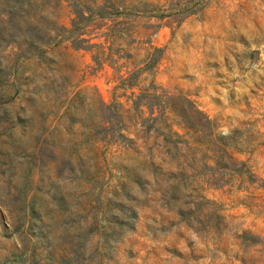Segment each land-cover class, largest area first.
<instances>
[{
	"label": "rangeland",
	"instance_id": "rangeland-1",
	"mask_svg": "<svg viewBox=\"0 0 264 264\" xmlns=\"http://www.w3.org/2000/svg\"><path fill=\"white\" fill-rule=\"evenodd\" d=\"M80 1L75 34L92 50L59 38L27 58L0 41V264H264V0ZM20 5L29 30L71 28L67 0ZM116 71H141L137 85L115 90ZM142 89L186 106L198 132L169 110L177 144L145 131L130 100ZM92 140L102 166L73 171Z\"/></svg>",
	"mask_w": 264,
	"mask_h": 264
},
{
	"label": "trees",
	"instance_id": "trees-1",
	"mask_svg": "<svg viewBox=\"0 0 264 264\" xmlns=\"http://www.w3.org/2000/svg\"><path fill=\"white\" fill-rule=\"evenodd\" d=\"M26 1L27 5H37L43 9V11H46L48 9L47 2L49 0H0V10L2 13V26L0 28V41H4L6 45L14 46L16 45L19 50H22V54L26 55L27 58H32L34 56L41 57L43 56V49L42 47L50 46L53 44H57L59 42V38H63L68 40L74 50H92L94 45H87L82 46L80 45L82 42H87L86 39H80L79 35L75 34L76 27L81 22V20L85 17L84 12L86 9L85 5L80 0H67L68 6L71 8V12L74 15V17L71 19V28H67L66 26L59 24L55 20H50L49 27L46 28V33L44 32H38L29 30L26 26H28V22L21 23L20 21V7L21 3ZM61 1L66 0H54L55 6L57 7L61 3ZM89 8L90 14H103L100 6H91L87 7ZM61 41V40H60ZM93 59L96 61V57L93 55ZM146 68H149L153 66V62L146 63ZM115 73V78L118 80V85L115 86V90L122 88V87H129L134 88L137 84L136 81L138 79V75L141 71H131L127 72V76L124 77L123 75H118V71ZM131 99L133 106L132 109L136 113V118L140 120V125L145 128V131L149 130L150 128H153L154 131L157 134L163 135V141L164 143H174L177 144V142L180 140L181 135L178 134L177 131H173L171 127L166 123L165 121V113L167 110L173 112L181 121L183 126L193 132V135L198 132V130L195 128L193 123V117L190 116L189 110L186 108V106L183 105H175L172 103L174 101V98L172 97H163L160 95H157L154 92H148L146 89H142V91L139 94H135L134 92L131 93ZM184 101L190 105V109L194 112L196 117H198V120H203L207 124L210 123L207 116L197 109L195 105L184 98ZM100 104L102 107L108 109L110 111V117L106 120V122L109 124V126H112L115 124V122L120 123L121 117L116 113V110L114 111V105L116 103H113L112 105H105V103L100 100ZM142 107H145L146 109H142ZM112 114L115 115V118L111 116ZM146 114V116H144ZM117 119V120H116ZM214 131L210 130V138H209V144L214 146L215 152H221L223 154H227L226 150V144L220 137L213 134ZM111 135H106L112 137ZM172 137H175L174 140H171ZM195 141H193V144H197L198 141L194 137ZM102 141L103 139H98ZM104 141V140H103ZM95 140L90 141V147L95 148V152L93 153V156H81V155H75L70 156L66 159V164L74 171V170H80L81 168L89 165V162L91 164L97 165L98 168L102 166L100 163V157L101 152L97 149V147L94 146ZM201 144V143H198ZM197 148L195 145H191V148ZM28 151L27 153L32 156L35 161L31 162V168L37 169V170H43L45 168H48L50 165V161H46L43 159L42 155H40L39 150L38 152L35 151L32 148H26ZM137 163H140L141 161L136 160ZM142 163H147L150 167L157 166L159 168V164H156L152 157H148L147 159L144 158L142 160ZM129 178L134 182L141 180L143 176L139 175L136 172V169H132L129 172ZM25 205V211L26 213L29 212L31 214V217L34 215V208L31 203H26ZM32 219V218H31Z\"/></svg>",
	"mask_w": 264,
	"mask_h": 264
}]
</instances>
